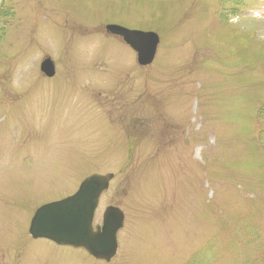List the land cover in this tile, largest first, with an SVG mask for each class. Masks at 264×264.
I'll list each match as a JSON object with an SVG mask.
<instances>
[{
	"label": "rangeland",
	"instance_id": "1",
	"mask_svg": "<svg viewBox=\"0 0 264 264\" xmlns=\"http://www.w3.org/2000/svg\"><path fill=\"white\" fill-rule=\"evenodd\" d=\"M92 173L95 225L126 214L110 262L29 237ZM0 264H264V0H0Z\"/></svg>",
	"mask_w": 264,
	"mask_h": 264
},
{
	"label": "water",
	"instance_id": "2",
	"mask_svg": "<svg viewBox=\"0 0 264 264\" xmlns=\"http://www.w3.org/2000/svg\"><path fill=\"white\" fill-rule=\"evenodd\" d=\"M108 32L122 35L137 52L140 65L150 64L155 57L159 37L153 32H136L116 24L106 25ZM48 76L54 74L50 58L41 64ZM113 174H92L80 185L79 190L62 200L40 207L30 226L34 238L46 237L58 244L84 247L95 257L110 260L116 254L117 232L123 226L124 214L116 207H108L102 227L93 229L92 222L101 193L109 186Z\"/></svg>",
	"mask_w": 264,
	"mask_h": 264
}]
</instances>
